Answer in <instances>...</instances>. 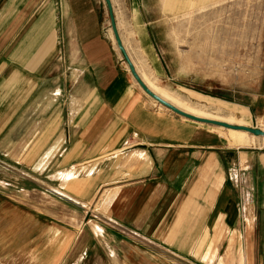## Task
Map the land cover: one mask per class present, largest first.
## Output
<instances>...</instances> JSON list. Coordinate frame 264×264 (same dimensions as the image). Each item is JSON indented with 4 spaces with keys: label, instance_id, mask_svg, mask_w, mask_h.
Listing matches in <instances>:
<instances>
[{
    "label": "crops",
    "instance_id": "crops-1",
    "mask_svg": "<svg viewBox=\"0 0 264 264\" xmlns=\"http://www.w3.org/2000/svg\"><path fill=\"white\" fill-rule=\"evenodd\" d=\"M83 3L0 0V135L26 108L38 120L33 146H48L27 154V173L24 156L11 159L10 186L48 205L0 192V264H224L212 243H227L226 260L233 241V264H264V140L229 145L151 105ZM135 7L133 31L147 32ZM61 56L72 89L40 91Z\"/></svg>",
    "mask_w": 264,
    "mask_h": 264
},
{
    "label": "rangeland",
    "instance_id": "rangeland-1",
    "mask_svg": "<svg viewBox=\"0 0 264 264\" xmlns=\"http://www.w3.org/2000/svg\"><path fill=\"white\" fill-rule=\"evenodd\" d=\"M82 1L84 7L98 12L101 37L114 49L118 70L125 76L126 72L129 75L113 40L103 0ZM111 3L118 17V33L124 41L126 53L142 81L156 95L194 116L264 131V0H126V29L121 20L122 0H111ZM131 4L142 7L141 16L147 24V32L134 33ZM58 61L52 66L51 81L47 79L41 83L40 91L59 87L67 91L72 89V81H62L58 76L64 66L68 67V62L62 56ZM62 63L66 65L62 66ZM131 81L134 83L132 78ZM80 87L77 86L78 89ZM42 101V97H35L29 105L35 107ZM147 101L164 109L150 98ZM38 112L37 116L42 119L43 114L38 115ZM33 117L32 111L28 113L26 108L22 109L0 135V192L17 201L18 198L20 201L32 199L33 206L41 209L48 205L46 197L40 194H34V197L10 186L11 169L16 168L11 159L24 156L19 162L22 167L19 170L27 173V154H41L48 148L33 146V139L37 137V130L32 129V120L36 118ZM36 119L35 124L38 122ZM15 125L19 128L12 129ZM212 129L229 145L231 142L247 144L249 139H254L245 132H230L219 127ZM263 140L255 139L254 146L249 147H261ZM26 186V183L20 184L18 188ZM67 206L69 219L76 212L74 207ZM51 212L58 215V207L55 206ZM213 245L216 258L220 254L224 264L234 263V241L226 260L227 243Z\"/></svg>",
    "mask_w": 264,
    "mask_h": 264
},
{
    "label": "water",
    "instance_id": "water-1",
    "mask_svg": "<svg viewBox=\"0 0 264 264\" xmlns=\"http://www.w3.org/2000/svg\"><path fill=\"white\" fill-rule=\"evenodd\" d=\"M103 3L105 4L106 10H107V16L109 20V26L113 35V38L116 43V47L119 50L120 54L122 55V58L124 62L127 65L128 72L131 75L132 79L135 81V83L138 85V87L141 89V91L151 100H153L156 104L162 106L166 110L170 111L172 114L181 117L183 119H186L188 121L194 122V123H199V124H204L212 127H220L222 129H230V130H235V131H244L246 133H249L250 135L254 137H261L264 138V131L260 129H255V128H248L245 126H240V125H230L221 121H216V120H211V119H205V118H200L196 117L194 115L188 114L175 106L171 105L167 101L163 100L161 97L156 95L154 92H152L148 86L142 81L140 76L138 75L133 63L129 59L126 50L123 46L122 40L120 38V35L118 33L115 17H114V12H113V7L111 0H103Z\"/></svg>",
    "mask_w": 264,
    "mask_h": 264
},
{
    "label": "bare ground",
    "instance_id": "bare-ground-1",
    "mask_svg": "<svg viewBox=\"0 0 264 264\" xmlns=\"http://www.w3.org/2000/svg\"><path fill=\"white\" fill-rule=\"evenodd\" d=\"M110 27V26H109ZM111 30V29H110ZM112 33V32H111ZM112 37H113V35H112ZM113 40H114V38H113ZM114 42H115V40H114ZM115 45H116V43H115ZM117 48V47H116ZM118 50V49H117ZM118 52H119V50H118ZM120 53V52H119ZM121 55V54H120ZM128 55V54H127ZM121 57H122V55H121ZM130 59V58H129ZM122 60H123V58H122ZM123 62H124V60H123ZM125 63V62H124ZM125 65H126V63H125ZM126 67H127V65H126ZM127 70H128V68H127ZM131 76V75H130ZM132 78V77H131ZM134 81V80H133ZM134 83H135V81H134ZM136 84V83H135ZM137 85V84H136ZM138 86V85H137ZM148 86V85H147ZM148 88H150L149 86H148ZM141 90V89H140ZM150 90L152 91V92H154L151 88H150ZM155 93V92H154ZM163 99V98H162ZM164 100V99H163ZM153 101V100H152ZM166 101V100H165ZM154 102V101H153ZM155 103V102H154ZM169 103V102H168ZM156 104V103H155ZM156 105H158V104H156ZM172 105V104H171ZM158 106H160V105H158ZM174 106V105H173ZM160 107H162V106H160ZM177 108V107H176ZM179 109V108H178ZM181 110V109H180ZM185 112V111H184ZM187 113V112H186ZM189 114V113H188ZM192 115V114H191ZM197 117V116H196ZM201 118V117H200ZM206 119V118H205ZM212 120V119H211ZM225 123V122H224ZM227 124H229V123H227ZM231 125V124H230ZM241 126V125H240ZM220 128V127H219ZM225 130H228V131H235V130H230V129H225ZM238 132H244V131H238ZM246 133V132H245ZM249 134V133H248Z\"/></svg>",
    "mask_w": 264,
    "mask_h": 264
}]
</instances>
